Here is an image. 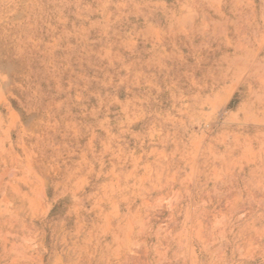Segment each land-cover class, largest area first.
<instances>
[{"label":"rangeland","instance_id":"rangeland-1","mask_svg":"<svg viewBox=\"0 0 264 264\" xmlns=\"http://www.w3.org/2000/svg\"><path fill=\"white\" fill-rule=\"evenodd\" d=\"M0 264H264V0H0Z\"/></svg>","mask_w":264,"mask_h":264}]
</instances>
